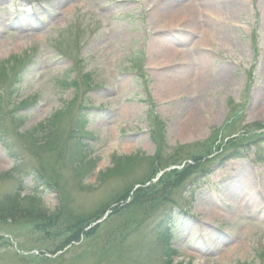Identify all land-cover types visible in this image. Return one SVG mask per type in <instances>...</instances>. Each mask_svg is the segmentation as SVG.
Segmentation results:
<instances>
[{"label":"rangeland","instance_id":"1","mask_svg":"<svg viewBox=\"0 0 264 264\" xmlns=\"http://www.w3.org/2000/svg\"><path fill=\"white\" fill-rule=\"evenodd\" d=\"M255 1L0 0V62L18 61V70L32 59L15 98L4 93L0 107V137L7 139L13 154L0 138V199L15 192L20 173L28 174L24 183L29 188L35 187L37 167L53 185L40 183L42 199L33 202L27 190L20 199L8 198L11 205H20L16 218L0 217V264H165L166 259L173 264H262L264 168L246 163L256 149L244 152L245 160H229L222 167L213 163L209 181L201 177L193 182L196 191L184 206L188 213L176 210L174 256L166 255L151 225L143 223L138 230L118 204L128 201L135 186L150 179L158 167L151 160L155 154L157 159L158 143L149 134L151 107L166 124L169 151L177 144L207 139L231 115L238 114L228 123L227 134H252L255 123L264 126V1ZM250 26L259 33L256 41ZM190 27L195 35H182V42L174 38ZM79 41L72 55L70 49ZM223 43L225 53L230 51L227 58L215 54L223 53ZM204 47L212 49L215 60ZM67 51L85 60L84 72L90 71L94 85L84 112L87 130L96 140L89 136L82 142L91 141L89 162L96 158L98 164L86 176L89 163L80 162V147L72 138L82 98L66 120H55L59 127L55 123L56 128L44 134L29 132L75 97L73 88L59 83L73 61L64 55ZM235 52L241 60L250 59L245 60L254 66L255 76L236 65ZM203 54L210 59L192 63L188 75H178L177 68L168 72L170 61L199 60ZM200 72L208 79L204 90ZM1 81L0 88L7 89ZM35 93L40 102L14 103ZM15 113L23 115V124ZM114 154L151 157L147 163L123 162L125 171H108L114 168ZM181 159L171 156L170 161ZM21 163L13 174V165ZM7 171L11 175L4 174ZM164 177L169 179L171 173ZM160 182L158 189L174 180ZM123 208L129 212L128 206ZM22 209L34 212L24 214ZM214 211L218 217L211 216ZM104 214V226L99 227L94 222ZM76 219L79 230L70 231ZM121 256L126 260L120 263Z\"/></svg>","mask_w":264,"mask_h":264},{"label":"trees","instance_id":"2","mask_svg":"<svg viewBox=\"0 0 264 264\" xmlns=\"http://www.w3.org/2000/svg\"><path fill=\"white\" fill-rule=\"evenodd\" d=\"M63 113H59L55 115V118L52 120H48L47 124L49 123L50 125L54 126L55 125V120H61L62 117L64 116ZM58 126V124H57ZM56 128V127H55ZM41 129H47V127H42ZM113 162H114V168L108 171H113V170H119V171H125L126 165L123 164V162L126 163H138V159L133 157H127L123 158L122 156H113ZM103 172L102 174H104ZM162 191V190H160ZM159 189H156V187H147V188H142L139 192L136 193L134 200L131 202V205H135L132 209H136L139 213H135L133 216H140L142 220H144L146 217L150 216V211L155 209L156 203L157 202H162L163 201V196L158 197L157 194L160 192ZM145 193V195H144ZM144 195V196H142ZM160 195V194H159ZM166 197V196H165ZM166 200V199H165ZM164 200V201H165ZM33 199H30V202H33ZM163 201V202H164ZM9 201H0V217L7 218V219H14L16 218L17 214V208L19 207L20 203L19 202H14V205H11L8 203ZM128 206V205H127ZM39 211V209H38ZM34 211H29L28 209H22V213H32ZM40 212V211H39ZM78 219L74 220L71 225V230L73 232L78 231L79 229L77 228ZM170 261H166V264H173L169 263Z\"/></svg>","mask_w":264,"mask_h":264},{"label":"bare ground","instance_id":"3","mask_svg":"<svg viewBox=\"0 0 264 264\" xmlns=\"http://www.w3.org/2000/svg\"><path fill=\"white\" fill-rule=\"evenodd\" d=\"M202 75H200V77H199V80H200V84H199V86H200V89H202V90H204L205 89V86H206V83H207V81L206 80H208L207 79V77L206 76H204V74H203V72H200ZM263 100H264V98H263ZM264 109V108H263ZM261 112V114H262V111H260ZM258 114V113H257ZM259 116H261L260 114H259ZM218 212L217 211H214L213 213H211V216H214V217H218Z\"/></svg>","mask_w":264,"mask_h":264}]
</instances>
